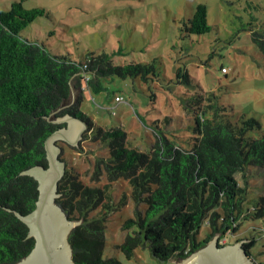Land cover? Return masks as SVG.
<instances>
[{"label":"trees","instance_id":"16d2710c","mask_svg":"<svg viewBox=\"0 0 264 264\" xmlns=\"http://www.w3.org/2000/svg\"><path fill=\"white\" fill-rule=\"evenodd\" d=\"M42 16L49 17L46 9H26L22 0L0 8V264H16L34 247V237L28 236L29 228L16 212L27 214L35 208L38 182L23 171L48 166L45 141L66 125L52 119L66 114L83 119L88 124L85 136L92 132L93 140L109 149L108 157L96 160L91 176L98 182L105 175L108 184L86 185L69 170L59 183L58 204L69 217L82 220L69 236L77 264H124L116 257H104L105 233L109 213L125 206L129 197L136 207L123 223L127 234L118 245L128 259L139 247L150 248L161 261L182 259L217 233L235 235L243 221L264 218V193L245 209L247 169L253 166L264 177V134L259 138L248 135L260 126L256 118L230 119L211 91L204 98L205 106L203 94L194 95L185 106L194 111L197 134L188 147L159 133L150 150L131 146L123 128L95 126L81 110L87 90L84 84L98 90L103 78L157 76V58L116 64L115 53L88 51L78 61L69 49L54 51L52 43L23 35ZM185 29L188 34L212 29L205 4L197 5ZM251 39L264 56V26L252 29ZM176 72L179 82L191 85L187 69L178 66ZM119 179L129 182L131 195L124 193L116 203L111 183ZM142 203L145 208H140ZM96 209L99 213L92 215ZM204 224L208 233L199 239ZM241 240L253 258L255 238Z\"/></svg>","mask_w":264,"mask_h":264},{"label":"rangeland","instance_id":"374dc122","mask_svg":"<svg viewBox=\"0 0 264 264\" xmlns=\"http://www.w3.org/2000/svg\"><path fill=\"white\" fill-rule=\"evenodd\" d=\"M13 1L0 0V8ZM199 3L207 6L212 29L204 34H188L185 24ZM22 4L26 9L43 7L49 13L23 35L52 43L54 51L69 49L78 61H83L88 51L115 53L116 64L157 58V76L103 78L98 90L91 87L87 91L81 106L95 126L123 128L129 145L150 150L159 133L188 147L197 134L193 130L194 111L185 106L194 95L203 94L204 100L211 91L218 96V103L226 107L222 112L229 114L230 119L245 116L259 121L260 126L250 130L249 136L259 138L264 134V56L251 39L252 29H263L264 0H22ZM178 66L188 70L190 86L178 81ZM116 96L122 100L117 102ZM202 104H207L206 99ZM86 133L84 130L77 146L57 140L63 148L60 157L66 170L84 184L103 187L109 183L105 175L98 182L91 176L96 160L108 157L109 149L100 140H93L92 132L85 136ZM246 174L249 193L245 209L264 193L263 173L251 166ZM239 178L243 181L241 175ZM111 189L116 203L124 193L131 195V186L125 179L112 182ZM135 207L129 197L125 206L109 213L104 257H116L124 264L183 262L179 257L161 261L148 247H139L132 258H126L118 245L127 234L123 223L134 215ZM145 207V203L140 205ZM207 233L204 224L199 239ZM217 234L223 245L255 238L251 247L253 259L264 264V218L243 221L235 235Z\"/></svg>","mask_w":264,"mask_h":264},{"label":"water","instance_id":"95a60500","mask_svg":"<svg viewBox=\"0 0 264 264\" xmlns=\"http://www.w3.org/2000/svg\"><path fill=\"white\" fill-rule=\"evenodd\" d=\"M52 121L66 125L50 134L45 141L48 166L36 165L23 171V174L37 180L39 194L31 212H16L28 226V236L35 239L30 253L16 264H77L69 236L82 220L69 217L57 202L60 197L59 183L66 171V164L60 157L63 148L56 141L77 146L88 124L70 114L56 117ZM218 236L215 235L206 245L182 258L183 262L179 264H257L243 247V241L223 245L219 244Z\"/></svg>","mask_w":264,"mask_h":264},{"label":"crops","instance_id":"0c3cea01","mask_svg":"<svg viewBox=\"0 0 264 264\" xmlns=\"http://www.w3.org/2000/svg\"><path fill=\"white\" fill-rule=\"evenodd\" d=\"M84 87H87V90L85 89V92H84V94L86 96L87 91L90 92L91 87L88 84H84ZM74 97H75V93H73V99L72 100H74ZM84 100H85V98H84Z\"/></svg>","mask_w":264,"mask_h":264},{"label":"built area","instance_id":"2783aa9c","mask_svg":"<svg viewBox=\"0 0 264 264\" xmlns=\"http://www.w3.org/2000/svg\"><path fill=\"white\" fill-rule=\"evenodd\" d=\"M86 79L88 80V78H86ZM115 100H116L117 102H120V101L122 100V97H120V96H116Z\"/></svg>","mask_w":264,"mask_h":264},{"label":"flooded vegetation","instance_id":"af4514ba","mask_svg":"<svg viewBox=\"0 0 264 264\" xmlns=\"http://www.w3.org/2000/svg\"><path fill=\"white\" fill-rule=\"evenodd\" d=\"M63 152V151H62Z\"/></svg>","mask_w":264,"mask_h":264}]
</instances>
